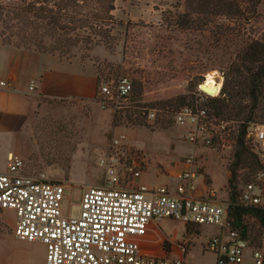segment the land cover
Here are the masks:
<instances>
[{"label":"rangeland","instance_id":"rangeland-1","mask_svg":"<svg viewBox=\"0 0 264 264\" xmlns=\"http://www.w3.org/2000/svg\"><path fill=\"white\" fill-rule=\"evenodd\" d=\"M18 3L20 0H13L11 4ZM6 4L9 0L0 2V5ZM184 9L185 0H116L114 15L117 23L111 25V38H91L71 47L68 53L63 49L53 52L65 60L90 64L96 70V96L101 82L121 77H128L134 89L141 87L144 90L138 107H133L130 102L135 92L117 110L102 109L96 99L87 103L72 100L61 102L53 112L39 116L33 122L36 148L33 156L25 160V173L46 172L51 180L65 184L63 208L67 215L79 214L84 188L102 184L104 175L98 161L121 134L141 153L146 170L142 175L148 180L175 184L169 186L175 188L180 182L178 175L183 169V161L193 157L198 187L205 186L204 182L209 185L211 176L217 192L215 199L221 204L229 202L226 165L228 167L234 160L237 123L234 122L225 147L195 149L186 140L185 129L175 123L174 111L187 105L208 109L210 100L220 95L202 93L200 86L209 74L217 73L216 82L223 87L224 72L236 53L248 40L261 38L264 34V4L250 20L220 18L215 26L210 27L211 34L202 33L203 37L200 33L185 34L175 27V20ZM131 24L137 26L130 28ZM141 24L147 27L143 28ZM4 32V25L0 22V43H7ZM215 37L223 38L219 49L212 41ZM11 40L19 42L14 37ZM56 43V39L48 38L45 47L50 51ZM183 97H188L185 105L179 102ZM168 100L175 104L173 108L168 107V113L156 105L146 116L149 107L141 108L145 101ZM152 111L156 113L154 118L149 117ZM116 114L123 116L118 126L113 122ZM128 116L133 120L142 118L144 125H134ZM202 157L204 167L199 163ZM259 169L256 162L251 161L240 166L238 191ZM213 188L209 186V190ZM247 221L253 227L249 233L251 247L257 249L264 242V234L259 232L254 220ZM161 225L169 236L175 232L178 239L183 236L182 222L168 221ZM0 231L3 233L0 237V264H45L44 244L19 241L8 225L6 229L2 226Z\"/></svg>","mask_w":264,"mask_h":264},{"label":"built area","instance_id":"built-area-1","mask_svg":"<svg viewBox=\"0 0 264 264\" xmlns=\"http://www.w3.org/2000/svg\"><path fill=\"white\" fill-rule=\"evenodd\" d=\"M200 90L209 94L202 86ZM132 92L128 77L101 82L96 103L102 109L117 110ZM155 116L150 112V118ZM174 120L185 129L186 140L195 149L225 147L234 129V121L193 106L180 108ZM249 131L253 150L264 166V125L253 124ZM183 164L173 192L167 187L137 185L144 160L121 134L98 161L104 175L102 184L83 189L80 212L71 216L63 208L66 185L51 180L46 172L26 174L25 159L11 154L6 171L0 173V210L15 211L16 239L45 245V264H185L184 259L148 255L135 239L145 236L152 223L164 219L220 227L221 233L207 244L217 264H264V242L253 249L240 239L228 224L229 204L219 203L214 191L199 194L196 160L189 157ZM238 199L246 207H264V167L242 186Z\"/></svg>","mask_w":264,"mask_h":264},{"label":"trees","instance_id":"trees-1","mask_svg":"<svg viewBox=\"0 0 264 264\" xmlns=\"http://www.w3.org/2000/svg\"><path fill=\"white\" fill-rule=\"evenodd\" d=\"M12 2L13 0H9V4L0 5V22L5 30L3 37L8 38L7 43L0 44L35 49L42 53L53 54L58 51L57 49H63L68 53L71 47H76L80 42H88L91 38L109 39L112 37L111 25L117 23L114 15L116 0H20L18 4H11ZM262 4L264 0H185L184 12L178 15L175 27L185 34L191 32L200 33L201 36L205 32L211 34L210 27L215 26L220 18L250 20L258 14V8ZM129 25L130 23L127 28ZM135 26L137 24H131L130 28ZM141 27L147 26L141 24ZM13 37L19 42H12ZM48 38L57 40L50 51L45 47ZM222 39H212L215 48L219 49ZM213 45L210 46L213 48ZM132 93L134 96L130 102L133 107H138L144 90L137 87L133 88ZM179 102L185 105L188 97L181 98ZM156 105H160L167 113L170 112L168 107L175 106L173 100L145 101L141 108L149 107L145 111L147 116L149 110L155 109ZM207 108L215 116L226 121H234L238 126L234 160L227 167L228 224L240 239L252 245L249 233L253 227H250L247 219L254 220L259 232L264 234V207H246L239 202L237 173L240 166L248 161L256 162L259 171L264 167L248 137L253 124L264 125V34L261 38L248 40L236 53L234 60L224 72V84L220 95L212 98ZM177 111H174V115ZM128 118L136 126L144 125L142 118L134 120L130 116ZM122 119L123 116L116 114L113 119L114 125L118 126Z\"/></svg>","mask_w":264,"mask_h":264},{"label":"crops","instance_id":"crops-1","mask_svg":"<svg viewBox=\"0 0 264 264\" xmlns=\"http://www.w3.org/2000/svg\"><path fill=\"white\" fill-rule=\"evenodd\" d=\"M3 82L8 85L2 86ZM96 83L97 73L90 64L65 60L58 54L0 44V173L6 171L11 154L27 160L35 153L33 122L37 117L53 112V108L61 102L95 101ZM32 86L33 90L30 89ZM199 163L203 166L204 157L199 159ZM182 165L184 169L185 166ZM226 171L227 184V165ZM209 178V185L205 182V186L199 185V194L216 192L213 179L211 176ZM157 180H148L146 175H142L136 184L150 189L167 187L172 192L179 184L171 189L169 186L175 184L158 183ZM209 186L213 189L209 190ZM223 204L228 205L229 202ZM168 221L175 220L164 219L152 223L145 236L135 238L146 254L168 259H184L185 264H217V257L207 249V244L212 237L221 233L220 227L182 222L183 236L178 239L176 232L169 236L163 230L161 224ZM15 224L14 210H0V228L3 226L6 229L8 225L14 233ZM2 236L0 231V237Z\"/></svg>","mask_w":264,"mask_h":264},{"label":"bare ground","instance_id":"bare-ground-1","mask_svg":"<svg viewBox=\"0 0 264 264\" xmlns=\"http://www.w3.org/2000/svg\"><path fill=\"white\" fill-rule=\"evenodd\" d=\"M216 74L217 73L209 74L204 84L201 85L205 92L213 96H216L222 87V84L220 82L219 83L216 82V78H217Z\"/></svg>","mask_w":264,"mask_h":264}]
</instances>
